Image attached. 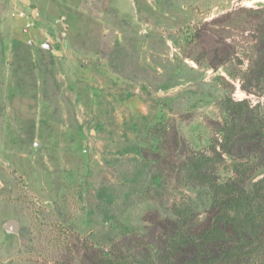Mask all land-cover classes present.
Returning a JSON list of instances; mask_svg holds the SVG:
<instances>
[{"label":"rangeland","instance_id":"1","mask_svg":"<svg viewBox=\"0 0 264 264\" xmlns=\"http://www.w3.org/2000/svg\"><path fill=\"white\" fill-rule=\"evenodd\" d=\"M261 9L0 0V264H79L84 244L147 233L150 213L177 220L185 244L222 197L207 175L224 184L236 164L264 208V156H219L223 129L264 130V90L243 88ZM206 23L236 47L218 68L195 38Z\"/></svg>","mask_w":264,"mask_h":264},{"label":"trees","instance_id":"2","mask_svg":"<svg viewBox=\"0 0 264 264\" xmlns=\"http://www.w3.org/2000/svg\"><path fill=\"white\" fill-rule=\"evenodd\" d=\"M253 18L257 55L243 83L249 93L264 90V9L256 11ZM207 24L197 29L195 38L210 66L218 68L236 54V47L227 37L214 35L215 29L206 27ZM233 128L223 129L220 158L224 154L231 156L233 161L257 154L264 156V130L234 131ZM234 168L233 179L224 184L207 175L205 183L222 197L207 210L203 221L189 228L193 236L191 241L175 243L173 238L180 223L150 213L146 217L150 222L147 233L138 234L137 239L126 236L113 243L107 252L84 244L77 253L79 264H261L256 259L264 247V208L256 203L255 193L245 189L252 170L241 169L239 164ZM207 172L204 170L200 174ZM71 253L70 249L68 254Z\"/></svg>","mask_w":264,"mask_h":264}]
</instances>
